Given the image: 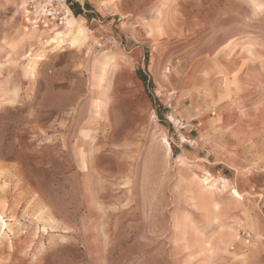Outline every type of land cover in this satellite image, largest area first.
I'll use <instances>...</instances> for the list:
<instances>
[{"label":"rangeland","instance_id":"rangeland-1","mask_svg":"<svg viewBox=\"0 0 264 264\" xmlns=\"http://www.w3.org/2000/svg\"><path fill=\"white\" fill-rule=\"evenodd\" d=\"M72 1L0 0V264H264V0Z\"/></svg>","mask_w":264,"mask_h":264},{"label":"bare ground","instance_id":"bare-ground-1","mask_svg":"<svg viewBox=\"0 0 264 264\" xmlns=\"http://www.w3.org/2000/svg\"><path fill=\"white\" fill-rule=\"evenodd\" d=\"M66 18V17H65ZM74 16H71V17H67V24L72 26L71 28H73V33H75V36L72 37L73 41H77L80 39V35L82 33V29L79 27V26H75L73 25V22H74ZM82 36V35H81ZM60 38V37H59ZM58 40V39H57ZM56 40V41H57ZM60 41V39H59ZM204 182H207L210 180V174L208 172L205 173V176L202 178ZM202 181V182H203ZM225 181V179L223 180ZM234 195H237V192L235 190L232 191ZM216 206V204H214Z\"/></svg>","mask_w":264,"mask_h":264},{"label":"trees","instance_id":"trees-1","mask_svg":"<svg viewBox=\"0 0 264 264\" xmlns=\"http://www.w3.org/2000/svg\"><path fill=\"white\" fill-rule=\"evenodd\" d=\"M70 3V8L73 11L74 14H82L83 10L82 7L80 6V4L78 2H73L72 0H68ZM85 7H89V4L87 2H84ZM141 79L144 80V77L141 75L140 76Z\"/></svg>","mask_w":264,"mask_h":264},{"label":"built area","instance_id":"built-area-1","mask_svg":"<svg viewBox=\"0 0 264 264\" xmlns=\"http://www.w3.org/2000/svg\"><path fill=\"white\" fill-rule=\"evenodd\" d=\"M31 2H35V0H30ZM58 1V0H56ZM41 10L44 12V13H47V14H54V13H58V11L55 9V7L53 6H48L47 4L44 5Z\"/></svg>","mask_w":264,"mask_h":264},{"label":"crops","instance_id":"crops-1","mask_svg":"<svg viewBox=\"0 0 264 264\" xmlns=\"http://www.w3.org/2000/svg\"><path fill=\"white\" fill-rule=\"evenodd\" d=\"M37 4H40V1H39V2H37Z\"/></svg>","mask_w":264,"mask_h":264}]
</instances>
